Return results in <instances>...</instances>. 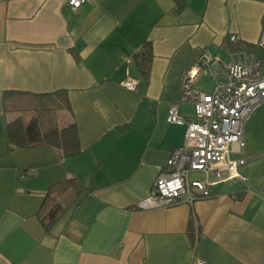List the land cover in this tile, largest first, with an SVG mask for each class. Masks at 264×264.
<instances>
[{
  "label": "crops",
  "instance_id": "0c3cea01",
  "mask_svg": "<svg viewBox=\"0 0 264 264\" xmlns=\"http://www.w3.org/2000/svg\"><path fill=\"white\" fill-rule=\"evenodd\" d=\"M65 2L0 0V264H264V102L230 154L244 159L237 170L249 184L136 207L183 144L185 126L167 112L201 50L226 58L241 43L264 73V0H88L76 11ZM147 43L144 74L138 58ZM128 78L135 90L122 85ZM60 89L70 108L57 111V122L75 124L79 150L9 148L6 125L20 113L4 110L3 92ZM178 112L194 117L190 103ZM28 168L35 174L20 177ZM70 178L83 187L76 204L70 188L55 189ZM46 195L67 206L48 232L37 216Z\"/></svg>",
  "mask_w": 264,
  "mask_h": 264
},
{
  "label": "built area",
  "instance_id": "2783aa9c",
  "mask_svg": "<svg viewBox=\"0 0 264 264\" xmlns=\"http://www.w3.org/2000/svg\"><path fill=\"white\" fill-rule=\"evenodd\" d=\"M86 1L65 3L76 11ZM228 41L237 42L238 36L229 34ZM258 45L264 47V32ZM203 76L213 82L210 91L199 86L198 80ZM122 85L135 90L137 82L128 78ZM262 102L264 73L260 59L245 50L221 58L209 48H203L183 73L178 102L168 107L167 120L185 126L183 144L172 150L151 193L139 200L136 207L144 210L164 207L177 200L191 203L197 198L210 197L209 186L222 182L249 184L237 170L244 159H233L230 154L243 147L245 121ZM185 103L193 105V118L179 114L178 105ZM35 172V168H28L20 172V177ZM191 172L202 173L204 178L191 179Z\"/></svg>",
  "mask_w": 264,
  "mask_h": 264
},
{
  "label": "trees",
  "instance_id": "16d2710c",
  "mask_svg": "<svg viewBox=\"0 0 264 264\" xmlns=\"http://www.w3.org/2000/svg\"><path fill=\"white\" fill-rule=\"evenodd\" d=\"M235 49L250 51L249 47L239 43ZM151 47L147 43L138 58L141 71L146 74L150 65ZM3 108L5 111H17L18 117L6 125V139L9 148L47 146L56 148L64 156L75 154L79 150L78 133L74 123L59 127L57 111L69 110L66 90L60 89L49 93L34 94L24 91L8 90L3 92ZM64 192L70 188L72 204L77 203L78 196L83 193L81 183L75 178L59 182L57 185ZM59 203V195H46L37 216L43 228L48 232L58 216L65 212L67 206Z\"/></svg>",
  "mask_w": 264,
  "mask_h": 264
},
{
  "label": "rangeland",
  "instance_id": "374dc122",
  "mask_svg": "<svg viewBox=\"0 0 264 264\" xmlns=\"http://www.w3.org/2000/svg\"><path fill=\"white\" fill-rule=\"evenodd\" d=\"M199 86L205 90V91H210V88L212 87L213 82L208 78V77H201L198 80ZM190 178H203V175L198 172H194L190 174Z\"/></svg>",
  "mask_w": 264,
  "mask_h": 264
}]
</instances>
